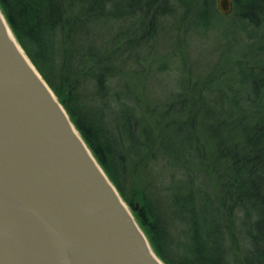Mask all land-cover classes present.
Instances as JSON below:
<instances>
[{
	"label": "trees",
	"instance_id": "trees-1",
	"mask_svg": "<svg viewBox=\"0 0 264 264\" xmlns=\"http://www.w3.org/2000/svg\"><path fill=\"white\" fill-rule=\"evenodd\" d=\"M215 1L0 0L16 40L166 264H233L240 236L250 246L245 264H264V0H233L231 13L259 42L257 54L220 62L234 67L226 84H214L213 74L203 84H181L183 93L162 104L144 103L134 84H112L123 70L114 61L128 62L137 33L114 30L103 45L96 35L104 21L134 18L141 41L149 42L157 20L178 10L205 33L223 15ZM83 81L92 83L93 106L79 99ZM154 160L179 173L161 186L169 211L152 185L137 180ZM172 220L182 225L178 246Z\"/></svg>",
	"mask_w": 264,
	"mask_h": 264
},
{
	"label": "water",
	"instance_id": "water-1",
	"mask_svg": "<svg viewBox=\"0 0 264 264\" xmlns=\"http://www.w3.org/2000/svg\"><path fill=\"white\" fill-rule=\"evenodd\" d=\"M0 264H166L1 9Z\"/></svg>",
	"mask_w": 264,
	"mask_h": 264
},
{
	"label": "rangeland",
	"instance_id": "rangeland-1",
	"mask_svg": "<svg viewBox=\"0 0 264 264\" xmlns=\"http://www.w3.org/2000/svg\"><path fill=\"white\" fill-rule=\"evenodd\" d=\"M182 13L178 10L175 15L159 18L156 22L157 34L154 40L149 42L147 39L146 42L141 41L139 35L141 31L134 27V18L101 23L100 32L96 35L101 45L108 43L114 30H132L133 33H137L139 39L132 53L131 51L128 53L130 55L128 62L125 61V63L123 57L114 61L123 70L122 74L112 80V84H134L135 96L144 103L162 104L171 94L182 92L181 84H203L213 74H215L214 84H226L232 76L234 67L220 66V62L231 64L232 57H242L246 61L249 56L257 54L256 51L260 47L259 42L250 39L248 33L241 30L231 14L217 16L214 23L218 26L202 33L191 26L189 15L186 19H182ZM219 23H226L234 28L225 30ZM227 71L229 72L226 76H219ZM91 84L90 81H83L77 90L79 99L88 106L97 103ZM215 98V94L212 93L207 100L211 102ZM141 170L144 172L140 171L137 180L141 184L152 185L154 193L162 199L161 203H164L169 211L166 201L167 192L162 190L161 186L168 187L171 181L177 180L178 171L155 160L151 162L148 169L144 170L142 167ZM176 223L172 220L170 226L174 235V243L178 246L183 241V236L181 234L182 225H176ZM236 229V232H240L239 227ZM249 249V243L244 236L237 238L230 252V257L234 260L233 264H245L244 256Z\"/></svg>",
	"mask_w": 264,
	"mask_h": 264
}]
</instances>
